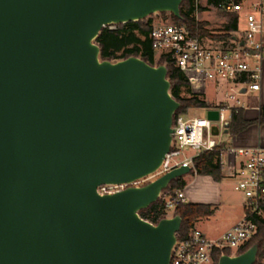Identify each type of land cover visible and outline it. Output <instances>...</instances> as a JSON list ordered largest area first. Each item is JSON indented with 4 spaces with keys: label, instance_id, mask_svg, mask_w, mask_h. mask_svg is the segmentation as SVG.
I'll list each match as a JSON object with an SVG mask.
<instances>
[{
    "label": "water",
    "instance_id": "water-1",
    "mask_svg": "<svg viewBox=\"0 0 264 264\" xmlns=\"http://www.w3.org/2000/svg\"><path fill=\"white\" fill-rule=\"evenodd\" d=\"M181 2L0 0V264H169L181 219L152 224L139 212L190 169L97 189L159 168L180 105L164 65L101 61L95 40L155 14L181 20ZM256 258L254 245L216 264Z\"/></svg>",
    "mask_w": 264,
    "mask_h": 264
},
{
    "label": "built area",
    "instance_id": "built-area-1",
    "mask_svg": "<svg viewBox=\"0 0 264 264\" xmlns=\"http://www.w3.org/2000/svg\"><path fill=\"white\" fill-rule=\"evenodd\" d=\"M190 1L195 23L193 28L182 22H168L162 14L152 15L158 16L159 22H153L152 16L145 19L149 22L148 39L154 60L157 62L164 58L166 63H171L189 82L191 92L200 99L206 86L228 85L226 100L216 107L207 106L204 118L177 116L173 120L170 151L159 168L150 176L128 185L101 186L97 189L100 195L114 194L126 187H140L180 167L189 168L192 172L195 157L218 147L212 127L221 133L224 124L229 122L230 112L242 108L238 98L259 91L264 62V0ZM211 13L220 19L219 30L211 29L208 18ZM200 24H205L202 30ZM231 24L233 30L225 32ZM105 28L114 30L115 25ZM220 35L226 38H212ZM194 85L200 88L199 92L193 89ZM208 110L218 112L217 121L207 120ZM187 151L192 154L184 155ZM234 156L239 161L231 181L233 190L243 199L244 218L216 240L208 239L197 228L191 229L182 239L176 238L169 264H214L215 252L220 256L224 250L237 252L256 234L257 226L252 218L263 217L264 149L239 148L234 151ZM179 157L182 159L176 161ZM159 200L165 212L173 211L178 204H186L183 190H176L172 195L161 193Z\"/></svg>",
    "mask_w": 264,
    "mask_h": 264
},
{
    "label": "trees",
    "instance_id": "trees-1",
    "mask_svg": "<svg viewBox=\"0 0 264 264\" xmlns=\"http://www.w3.org/2000/svg\"><path fill=\"white\" fill-rule=\"evenodd\" d=\"M192 5L190 0H182L179 7V14L181 20L172 16L170 18L173 22H182L193 28L195 23L192 19ZM164 17L165 14H162ZM205 24H200L199 28ZM234 26L231 24L225 32L232 31ZM149 22L146 20L137 23H127L124 25L115 26L114 30L104 28L99 33L95 40V44L100 50V60L116 62L127 59L129 57H136L145 63L154 66V52L148 39ZM206 34L205 32L201 31ZM212 38L225 39V35L212 36ZM166 61L164 58L155 62V66L163 65ZM167 69L166 78L170 84V94L172 98L179 103V109L175 112L173 120L180 115H185L190 109H205L206 103L198 96H190L188 98L181 97V92L184 89L185 93H189L190 84L183 77V75L173 67L169 62L165 65ZM253 124L264 125V107L260 108L258 121H245L242 117V110H232L230 112V119L228 123L227 134L232 137L244 131L248 126ZM222 146L216 147L211 152H202L193 159L192 175L210 177L214 182L219 183L222 178V171L220 166V155ZM185 182L181 179L173 180L169 186L162 192V194L172 195L176 190H183ZM263 217L253 216L252 221L256 224L257 230L253 238L239 248L236 255L244 253L252 246L257 247V258L255 264L264 258V203L262 205ZM213 214V208L206 205L199 204H178L172 211V216H178L181 219V226L176 238L182 239L187 236L191 229L194 228V223L202 218H208ZM141 219L157 224L161 219L166 217V212L162 209L161 201L158 199L156 203L149 206L146 210L139 212ZM223 255H230L229 250H224ZM220 256L219 252L213 255L214 264Z\"/></svg>",
    "mask_w": 264,
    "mask_h": 264
},
{
    "label": "crops",
    "instance_id": "crops-1",
    "mask_svg": "<svg viewBox=\"0 0 264 264\" xmlns=\"http://www.w3.org/2000/svg\"><path fill=\"white\" fill-rule=\"evenodd\" d=\"M211 86L217 88L219 92L215 97V101L209 104L201 99L208 107H216L226 100L230 87L224 83ZM241 98H244L239 100L242 105L243 119L245 121H258L260 108L264 107V62L262 64L259 91L248 93ZM215 141L218 146L220 145L223 148L220 155L222 180L216 183L210 177L186 175L184 178L186 185L183 189L187 204L206 205L213 208V214L210 217L199 219L194 223V228L200 230L210 240L220 238L244 218L243 199L235 200L225 190L224 185L226 181L231 180L237 168L239 160L234 156L236 149L255 147L264 149V125H250L244 131L232 137L221 132L215 137Z\"/></svg>",
    "mask_w": 264,
    "mask_h": 264
},
{
    "label": "rangeland",
    "instance_id": "rangeland-1",
    "mask_svg": "<svg viewBox=\"0 0 264 264\" xmlns=\"http://www.w3.org/2000/svg\"><path fill=\"white\" fill-rule=\"evenodd\" d=\"M208 18L210 19L209 20V22H210V25H211V29L212 30H219V29H217L218 28V26H219V21H220V19H219V17L215 14V13H211V14H209L208 15ZM159 17L158 16H152V21L153 22H159ZM164 19H166L168 22H173L172 21V19L168 16V15H165L164 16ZM155 60H154V66H155ZM195 86V85H194ZM195 91H197V92H199L200 91V88H198V87H194L193 88ZM218 89L217 88H214L213 86H211V85H208V86H206V88H205V90H204V94L202 95V96H200L205 102H207V103H209V104H211V103H213L214 101H215V97H216V95H218ZM190 96H196V95H194L192 92H191V90L189 89V93L187 94V93H185V91H184V89L182 90V92H181V97H184V98H188V97H190ZM239 100H242V99H244V98H238ZM208 106V105H207ZM211 106V105H210ZM204 116H205V110L204 109H190V110H188V112L184 115V117L185 118H204ZM190 154H192V152H190V151H187V152H184V155H186V156H188V155H190ZM182 159V157H179V158H177L176 159V161H179V160H181ZM188 176H191L192 175V172H190L189 174H187ZM186 176H184V177H182V178H180L181 180H183L184 181V178H185ZM224 187H225V190H227L228 192H229V194H231L234 198H235V200H241L242 198H241V195L239 194V193H236L234 190H233V183H232V181L231 180H229V181H226V183H225V185H224ZM166 217L167 218H171V217H173L172 216V211H168V212H166ZM230 254H232V255H236V251L234 250V249H231L230 250ZM258 264H264V258H262V259H260L259 261H258Z\"/></svg>",
    "mask_w": 264,
    "mask_h": 264
}]
</instances>
